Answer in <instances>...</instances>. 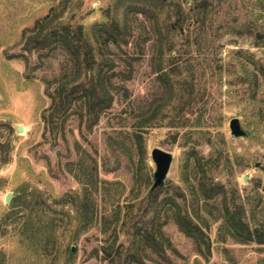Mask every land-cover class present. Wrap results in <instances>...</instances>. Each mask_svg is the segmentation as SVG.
<instances>
[{
	"label": "rangeland",
	"instance_id": "1",
	"mask_svg": "<svg viewBox=\"0 0 264 264\" xmlns=\"http://www.w3.org/2000/svg\"><path fill=\"white\" fill-rule=\"evenodd\" d=\"M115 1L0 0V264H67L70 250L75 254L71 264H108L102 252L96 251L108 237L102 225L74 239L75 202L83 189L75 173L80 172L82 156L89 162L95 160L105 194L120 186L123 212L133 201L139 158L127 134L133 131L134 122L141 120L142 107L161 92L155 72L156 37L144 44L141 55L133 53L130 45L112 46V57L120 67L124 65L121 58L133 64L131 79L124 82L128 94L117 92L112 107L91 130L77 114H71L56 132L43 120V112L52 102L49 92L55 87L48 89L46 80L61 74L66 56L61 49H25L24 32L54 9L59 15L56 22L82 24L90 35L92 25L105 20ZM183 9L186 19L171 33L168 42L172 48L166 49L161 59L183 97H174L154 115V125L144 129L148 157L142 172L150 175L151 184L143 186L139 195L150 190L155 170L150 151L160 147L173 154L165 192L179 194L180 188L189 198L191 155L197 152L203 161H210L214 181L225 187L228 197L244 204L247 220L252 225L262 223L264 0H190L183 3ZM145 25L150 28L149 22ZM120 83V79L115 81ZM235 117L248 135L231 133L230 120ZM18 125L26 127L24 132L18 131ZM110 136L125 137L128 147L111 148ZM8 192L13 194L9 204L5 200ZM33 192L47 200L46 210L58 225L54 245L38 250L21 231L24 201L31 200ZM62 197L67 202H55ZM95 198L101 216L106 205L100 192ZM12 203L15 206L11 207ZM164 230L178 253L168 249L170 262L151 258L143 264H195L197 257L201 264H264V244L222 240L218 224L209 229L212 245L207 258L197 254L193 240L174 223L165 225ZM119 242L128 243L124 230Z\"/></svg>",
	"mask_w": 264,
	"mask_h": 264
},
{
	"label": "trees",
	"instance_id": "2",
	"mask_svg": "<svg viewBox=\"0 0 264 264\" xmlns=\"http://www.w3.org/2000/svg\"><path fill=\"white\" fill-rule=\"evenodd\" d=\"M186 1L190 0H116L107 9L105 20L92 25L90 35L86 34L82 24L56 22L59 15L53 9L24 32L25 49H61L66 56L61 74L46 80L48 89L53 85L55 87L49 92L52 102L44 110L43 120L56 132L64 127L71 114H77L81 123L91 130L101 115L112 107L117 92L128 94L124 82L131 79L133 64L121 58L124 65L120 67L112 57V46L122 48L130 45L135 49L133 53L141 55L144 44L153 35L156 37L155 72L161 82V92L157 99L142 107L141 120L134 122L133 131L127 134L139 158L134 171L133 201L123 212L120 186L116 185L113 193L108 191L105 194L104 186H100L95 160L89 162L82 156L78 162L80 172L75 173L83 189L75 202L77 231L74 239L93 226L102 225V232L108 237L96 251L102 252V259L107 260L108 264H143L145 259L151 258L170 262L167 250L178 253L164 230V226L170 222L193 240L197 254L204 258L211 254L209 229L213 224H218V237L222 240L231 238L241 244H264V222L252 225L247 220L244 204L228 197L225 187L214 181L210 161H203L197 152L191 155L193 178L188 186L189 198L183 189L179 188V194L170 195L164 187L139 195L143 186L151 184L150 175L142 172L148 157L144 129L154 125L157 112L171 103L174 97H183V93L176 90L169 71L161 65V59L166 49L172 48L168 42L171 33L180 29L186 19L183 9ZM197 13L200 14V11ZM146 21L150 24L149 29ZM125 53L128 54L127 51ZM131 57L135 60L137 56ZM260 75L264 80L263 66L260 67ZM118 79L121 83L115 84ZM108 144L113 149L114 146L116 149L128 147L125 137L110 136ZM99 192L106 205L101 216L95 198ZM31 195V200L24 201L21 231L28 243L38 250L49 244L54 245L58 225L48 214L46 209L49 204L42 194L33 192ZM55 202L65 203L67 200L62 197ZM13 206L14 203L11 204ZM107 208H110L109 212ZM120 222L121 228H118ZM123 230L128 235L127 244L119 242ZM74 257L70 250L67 264H71ZM194 262L201 264L199 257Z\"/></svg>",
	"mask_w": 264,
	"mask_h": 264
},
{
	"label": "water",
	"instance_id": "3",
	"mask_svg": "<svg viewBox=\"0 0 264 264\" xmlns=\"http://www.w3.org/2000/svg\"><path fill=\"white\" fill-rule=\"evenodd\" d=\"M17 129L19 132H22L23 127L21 125H18ZM230 129L231 133L234 136H243L249 134V131L244 128L239 118L237 117L232 118L230 120ZM150 155L153 162L155 163V170L153 172V182L149 190V192L152 193L157 188H162L165 186L166 178L172 163L173 154L170 151H167L160 147H154L151 149ZM12 196V192H8L6 194L5 200L8 204L11 202Z\"/></svg>",
	"mask_w": 264,
	"mask_h": 264
},
{
	"label": "bare ground",
	"instance_id": "4",
	"mask_svg": "<svg viewBox=\"0 0 264 264\" xmlns=\"http://www.w3.org/2000/svg\"><path fill=\"white\" fill-rule=\"evenodd\" d=\"M25 128H26V127H25V126H23L22 132H24Z\"/></svg>",
	"mask_w": 264,
	"mask_h": 264
}]
</instances>
